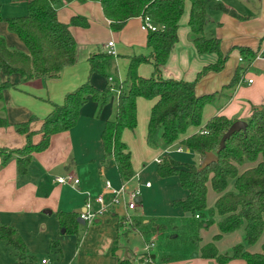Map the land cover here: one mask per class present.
Segmentation results:
<instances>
[{
    "label": "crops",
    "instance_id": "crops-1",
    "mask_svg": "<svg viewBox=\"0 0 264 264\" xmlns=\"http://www.w3.org/2000/svg\"><path fill=\"white\" fill-rule=\"evenodd\" d=\"M9 1L14 5L23 4L26 8L24 1ZM216 5L233 10L239 17L214 9ZM189 11L190 2L186 0L177 29V42L161 67L163 78L194 81L204 66L213 64L217 59L215 54L196 53L188 26ZM56 12L58 20L62 23H68L72 16L84 17L88 22L87 28L70 27L76 43L75 63L65 67L57 79H32L22 82L17 74L6 77L0 73V82L8 80L14 84L3 91L0 100V116L5 117L9 124L8 127L0 129V147L11 149L23 146L24 136L17 134L13 126L33 117L35 120L31 123V130H38L41 121L52 109L51 103L61 104L66 93L85 82H89L97 90L111 85V93L102 106L88 100L81 107L73 128L65 133L53 135L45 151L32 155L25 176L18 174L14 157L4 165L1 164L0 157V224L17 230L28 254L33 258L31 261H18L10 248L0 242V264H39L42 259L48 260L50 264H115L123 257L119 236L124 228L116 227L119 223L117 216L129 215L142 219L146 214L144 210L141 211L143 206L140 204L148 198L153 188L152 182L147 178L148 169L153 168L158 176L156 160L164 155L179 161L180 155L184 153L190 157L185 163L195 165L199 163L200 158L198 154L182 149L178 144L166 148L149 147L145 140L146 128L155 100L138 98L137 126L133 131L125 129L121 135V140L131 155L134 175L130 181L121 182L112 158L104 156L100 136L105 123L114 116L117 91L126 77L130 58L150 54V49L146 46L147 32L141 29L140 17L128 19L119 31L111 30L100 4L95 1L59 2ZM207 15L209 23L205 27V35L220 40L221 52L227 54V59L221 71L208 72L196 83L197 95H215L214 100L203 107L202 126L214 116L246 121L254 107L264 106V60L255 59L247 63L241 56L240 49L257 52L263 45L264 0H210ZM12 17L20 15L9 13L3 16L5 19ZM0 36L9 48L26 52L24 44L8 31L5 22H0ZM108 42H113L111 48L115 51V57L106 71L107 78L91 74L88 58L93 54L106 52ZM238 67L245 68L241 81L233 89H226L225 86ZM137 71L139 76L148 78L152 75L153 67L150 63L141 64ZM108 78H111V83ZM249 80L251 83H248ZM195 132L197 129L190 128L184 137ZM38 138L36 135L33 141ZM66 174H73L79 182L76 185H60L55 181L56 177ZM157 178L159 187L160 182L171 179V183H175L172 186L180 189L179 197L174 200L186 196L176 177ZM106 181L112 189H118L124 184L130 191L138 190L137 208L126 210L122 205L115 206L108 214L95 218L91 223L80 224L81 228L77 234H62L56 213H74L79 217L85 212L87 203L91 204L90 210L95 211L98 208L94 202L96 196L104 194L106 199L110 198L104 189ZM146 182L150 183L149 187L144 185ZM216 198L214 193L211 203L207 205L211 207ZM174 200L170 199L168 203L172 206ZM182 216L187 215L182 213ZM148 221L143 219L144 223ZM210 227L216 229L215 234L219 233L216 223ZM238 232L241 235V232ZM136 234L143 238L137 230L125 235L132 238ZM233 234H224L221 240L215 242L217 249L220 242ZM235 238L238 242L242 240L239 236ZM143 241L153 244L150 253L153 258L156 257L153 251L157 244L145 242L144 238ZM245 249L249 251V246L245 245ZM138 252L135 250L133 253L139 255ZM144 252L145 250L139 253ZM193 256L197 257L196 252ZM202 260L206 264H217L215 261ZM227 264L245 263L234 260Z\"/></svg>",
    "mask_w": 264,
    "mask_h": 264
},
{
    "label": "trees",
    "instance_id": "trees-1",
    "mask_svg": "<svg viewBox=\"0 0 264 264\" xmlns=\"http://www.w3.org/2000/svg\"><path fill=\"white\" fill-rule=\"evenodd\" d=\"M11 1H24L26 14L5 19L1 16L0 2V22H5L8 31L20 39L26 52L9 48L0 36V73L6 77L17 74L22 82L32 79H57L65 67L75 63L76 43L70 27L87 28L88 22L81 16H72L68 23L60 22L56 12L59 2H98L113 31L121 30L127 20L134 17L142 20L148 18L157 27L156 30L146 31L149 56L130 58L126 77L117 95L114 116L105 123L100 136L104 156L112 158L121 182L126 183L132 179L134 172L131 155L121 140V135L125 129L133 131L137 126V99L155 100L147 122V145L156 149L178 144L182 149L198 154L200 158L195 165L181 163L164 155L157 163L158 176L163 179L176 177L179 186L186 192L183 199L172 202V207L179 208L187 215L179 224L172 223V229L176 231L172 234L175 236L173 239L181 240L179 248L186 253L194 251L197 257L215 261L217 264H227L234 260H241L245 264H264V243L260 252H249L245 249V244H256L264 231V106L254 107L245 121L246 128L233 133L225 140L224 148L219 150L221 137L236 120L214 116L202 126L203 107L211 103L215 95L199 96L195 92L199 79L208 72L221 71L227 59V54L221 52L220 40L205 35V27L209 23L207 9L210 0H187L190 2V38L196 53L215 54L217 57L213 64L204 66L191 82L163 78L161 75V67L177 42V29L186 0ZM214 9L239 17L223 5H216ZM240 54L247 63L252 62L255 56V52L247 49H240ZM113 58L106 52L91 55L88 58L89 72L107 78L106 71ZM146 63L153 67L152 75L148 78L139 76L137 71L141 64ZM244 72V67H238L225 88L233 89L238 85ZM13 86L8 80L0 82V100L3 91ZM110 93V86L97 90L89 82H85L66 93L61 104L51 103L52 109L41 121L38 130H31V123L35 120L33 117L15 124L14 131L24 136L25 143L19 148L0 147L1 164H6L14 157L18 174L25 176L32 155L45 151L53 135L73 128L81 107L88 100L102 106L107 102ZM8 126L7 119L0 116V129ZM190 128L197 129V132L184 137ZM36 135L39 138L33 141ZM206 152L216 153L217 161L198 170ZM209 189L217 195L211 207L207 205ZM56 217L62 234H77L81 228L77 222L78 216L74 213L60 211L56 213ZM155 221L158 220L153 218L144 223L143 220L134 218L130 226L139 231L145 242H148L154 233L166 230L165 222L156 224ZM152 223L156 226H151ZM214 223L219 233L210 242L202 244L201 231ZM116 227L119 228V223ZM238 231L243 234L245 244H234L228 252L218 251L215 242L221 240L224 234ZM166 239L170 240L169 237ZM0 242L10 248L18 261L33 259L13 227L0 224ZM150 258L151 263L146 264H154L155 257L150 255ZM172 260V256H165L160 262L169 263ZM115 264L135 262L122 257Z\"/></svg>",
    "mask_w": 264,
    "mask_h": 264
},
{
    "label": "rangeland",
    "instance_id": "rangeland-1",
    "mask_svg": "<svg viewBox=\"0 0 264 264\" xmlns=\"http://www.w3.org/2000/svg\"><path fill=\"white\" fill-rule=\"evenodd\" d=\"M0 2L2 5V17L9 13L16 14V16H24L26 13V8L23 4L14 5L11 4L9 0H0ZM180 156L181 159L179 160V162L181 163H185L190 158L189 155H186L184 153ZM143 164L145 163L143 162ZM157 177L158 176H156L153 168L150 167V169H148L147 171V178L153 184L152 192L151 194H148V198L143 200V203L140 204L141 207L143 206V209L141 208V211L144 210V212H146L143 218H140L141 220H150L155 218L158 220L155 221L157 222L156 224L165 222L164 224L166 226V230H161L154 233V235L151 237V240H148V243L153 242L154 245L157 244V246H155L156 248L153 251L156 255L154 264H206V262L202 259L193 256V253H195L194 251L188 254L181 248H179L181 240L173 239L175 238V236H172V234H174V232L176 231L172 229V223L179 224L184 216H182L180 209L172 207L171 204L168 203V201L170 199H177L179 197L180 189H178V187L172 186L175 183H171L173 181L171 179L160 182L159 187V181L157 180ZM213 194V191L209 190V193L207 194V204L211 203ZM117 217V219H119V227L124 228H122L124 231L122 230V233L119 236V244L122 246L123 257L132 260L133 262H141V258L144 257V253L140 254L139 252H143L145 250L146 243H144L143 238H141L137 234L132 238L125 235L129 232L136 231L130 226L134 217L129 215H119ZM152 225L156 226L153 223L151 224V226ZM215 233L216 229L214 227H209L207 230L201 231L200 236L202 239V244L210 242L212 235ZM160 234H162V236H160ZM165 235L169 237L170 240L166 239L167 237ZM237 236L242 238L240 242L235 240V237ZM236 243L245 244L242 233L240 235L239 232H236L233 235L226 237L222 242H220V244L217 245L219 248L218 251H220L221 253L228 252ZM262 243H264V231L261 235V238L256 244L249 245V251L260 252ZM135 250L139 251L137 253L139 255L133 253ZM150 255L151 253L149 250V256ZM165 256H172L173 260L169 263L160 262V259Z\"/></svg>",
    "mask_w": 264,
    "mask_h": 264
},
{
    "label": "built area",
    "instance_id": "built-area-1",
    "mask_svg": "<svg viewBox=\"0 0 264 264\" xmlns=\"http://www.w3.org/2000/svg\"><path fill=\"white\" fill-rule=\"evenodd\" d=\"M211 1H218V0H211ZM142 20V19H141ZM156 26L148 19L145 18L141 21V29L144 31L147 30H156ZM113 46V42L107 43L108 50L106 51L107 54L115 57V51L111 48ZM262 59L264 60V40L262 47L255 52L254 59ZM252 60V61H253ZM109 83H111V78H108ZM251 83V80L248 81ZM111 86V85H110ZM119 91H117L118 95ZM180 150V149H178ZM156 162H160V159H157ZM55 181L60 185H67L72 184L76 185L79 180L73 174H66L64 176H58L55 178ZM146 187H149L150 183L146 182L144 184ZM106 193L110 195V198L106 199L104 194H100L94 198V202L98 205V208L95 211H91V204L87 203L85 205V212L80 214V218L85 223H91L95 218L102 217L110 212V210L118 205H122L126 208V210H135L137 208L136 198L139 195L138 190H128L126 186L123 184L118 189H112L110 183L108 181L105 182L104 187ZM198 217L197 215L195 216ZM153 244H145V252L144 257L141 258V262L136 261L135 264H146L150 263L151 259L149 256V250L152 248ZM39 264H50L48 260L42 259Z\"/></svg>",
    "mask_w": 264,
    "mask_h": 264
},
{
    "label": "water",
    "instance_id": "water-1",
    "mask_svg": "<svg viewBox=\"0 0 264 264\" xmlns=\"http://www.w3.org/2000/svg\"><path fill=\"white\" fill-rule=\"evenodd\" d=\"M246 125L247 123L245 121H242V120L234 121L231 124V126L227 129V131L223 134V136L221 137L220 142H219V150L224 148V142L227 138H229L235 132L244 130L246 128ZM216 161H217L216 153L206 152L204 154V158L202 159L198 170H201L205 168L207 165H209L210 163L216 162ZM77 222L81 225H84V222L80 217L77 218Z\"/></svg>",
    "mask_w": 264,
    "mask_h": 264
}]
</instances>
